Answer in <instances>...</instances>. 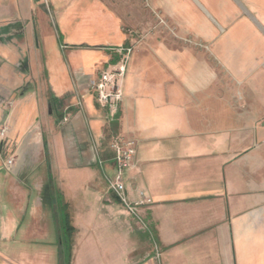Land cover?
Here are the masks:
<instances>
[{
  "label": "crops",
  "instance_id": "0c3cea01",
  "mask_svg": "<svg viewBox=\"0 0 264 264\" xmlns=\"http://www.w3.org/2000/svg\"><path fill=\"white\" fill-rule=\"evenodd\" d=\"M45 1L0 0V264H264V0Z\"/></svg>",
  "mask_w": 264,
  "mask_h": 264
},
{
  "label": "built area",
  "instance_id": "2783aa9c",
  "mask_svg": "<svg viewBox=\"0 0 264 264\" xmlns=\"http://www.w3.org/2000/svg\"><path fill=\"white\" fill-rule=\"evenodd\" d=\"M116 51L120 54L125 53L126 59L131 52L130 49L126 50L123 48L116 49ZM124 64L117 71H114L116 77L114 80H112L110 74L103 73L99 79L90 82V90L95 92L100 106L112 112V114H114L123 99V84L121 80L125 73ZM4 133L5 130H2V134ZM112 148L115 152L113 158L115 176L114 178H107L109 189L121 198L123 205L131 215L137 216L139 207L153 203V200L143 192L140 193V199L136 202H129L125 197L126 186L124 183V173L135 163L137 144L134 140H126L124 142L116 141L112 144ZM99 164L104 165V162L101 160Z\"/></svg>",
  "mask_w": 264,
  "mask_h": 264
},
{
  "label": "rangeland",
  "instance_id": "374dc122",
  "mask_svg": "<svg viewBox=\"0 0 264 264\" xmlns=\"http://www.w3.org/2000/svg\"><path fill=\"white\" fill-rule=\"evenodd\" d=\"M130 2H131V5L134 3V1L133 0H129ZM50 2H52V1H50V0H46L45 1V5H46V9H48L47 7H48V4H50ZM77 2V0H61L60 1V4H59V7L60 6H62V7H65L64 9H68L69 7H71L72 5H74L75 3ZM145 2V0H143V3ZM78 3L80 4V3H84L83 1H81V0H78ZM113 3L115 4V6H117V4H118V1L117 0H113ZM128 3V2H127ZM56 3L54 2V5H55ZM112 4V3H111ZM145 5L147 6V4H146V2H145ZM59 9V8H58ZM56 14H57V11H56ZM165 25V23H164V21L161 19V18H157V17H155V25H154V27L156 26H158V25ZM160 35L163 37V38H165V37H167V38H171L172 40L174 39V40H177L178 38H177V36H176V34H174V33H172V32H164V33H160ZM167 40V39H166ZM179 40V39H178ZM130 64H131V62L129 63V65H128V67L130 66Z\"/></svg>",
  "mask_w": 264,
  "mask_h": 264
}]
</instances>
